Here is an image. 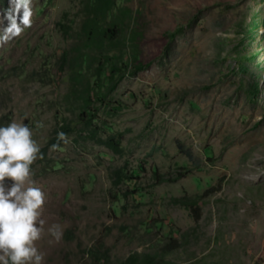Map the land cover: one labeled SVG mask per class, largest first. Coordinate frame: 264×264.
Here are the masks:
<instances>
[{"label":"rangeland","instance_id":"1","mask_svg":"<svg viewBox=\"0 0 264 264\" xmlns=\"http://www.w3.org/2000/svg\"><path fill=\"white\" fill-rule=\"evenodd\" d=\"M108 1L94 15L90 0H32L31 26L12 35L14 5L0 0V115L40 145L42 264H90L97 244L100 264L131 251L161 264H264V0ZM109 27L110 45L87 43L89 29ZM79 114L89 121L53 149ZM181 195L195 208L171 201Z\"/></svg>","mask_w":264,"mask_h":264},{"label":"clouds","instance_id":"2","mask_svg":"<svg viewBox=\"0 0 264 264\" xmlns=\"http://www.w3.org/2000/svg\"><path fill=\"white\" fill-rule=\"evenodd\" d=\"M12 3L14 8L7 14L10 23L6 31L19 35L21 26H31L32 0H12ZM65 138V133L57 134L58 141ZM56 147L52 145L53 149ZM40 151L28 125L12 121L0 126V264L43 262L44 254L36 242L45 234V221L41 218L45 192L33 179L32 172ZM6 179L12 181L10 187L6 186ZM47 232L58 241L63 227L54 223Z\"/></svg>","mask_w":264,"mask_h":264},{"label":"trees","instance_id":"3","mask_svg":"<svg viewBox=\"0 0 264 264\" xmlns=\"http://www.w3.org/2000/svg\"><path fill=\"white\" fill-rule=\"evenodd\" d=\"M90 1L92 2L90 4H92L91 7H93L94 15L98 13H103L106 10V7L109 3L108 0H104V2L102 0H90ZM92 20H94L95 22L96 20L95 17H92ZM118 32L119 31L115 32V30L110 27L105 28V29L93 28V29H89L86 32L85 39L87 43H89L90 45L101 47L106 44L110 45L112 42H114L115 34L117 37ZM146 66H147V63L138 64L135 71L144 69ZM5 121L6 120L4 116L0 115V126H4V125L6 126L7 123H4ZM88 121L89 120L86 117H84L82 114H79L74 120L64 121V123H62L60 126V132L67 133L68 131L73 130L76 124L82 123L83 125H85ZM49 141L51 142L52 145L54 144L58 145L57 134L54 135L52 138H50ZM102 143H104L106 146L112 149V151L114 152L118 151V146H117V143L114 141V139L108 138L106 140H102ZM176 148L182 154H184V156L189 162L190 167H196L199 165L200 159L198 157L193 156L191 151L185 148V146H183L179 141L176 142ZM187 171L188 169L184 167L180 169L179 171H177L174 177H165L161 173L154 170L152 172V178L154 179L155 183H159L162 181H172L178 177L183 176ZM114 174L116 177H118L117 171ZM171 201L175 204L191 209L192 207L195 208L196 203L198 202V199L196 197L194 198V197H189L186 195H181V196L172 197ZM85 253L92 260L90 264H100L106 260V249H102V246L99 244H97L96 247L94 245V247L88 248ZM153 257L154 256H152L151 258L150 255L145 254L143 252L140 253L139 255L137 254L136 251H131V252H128V254H126L125 257L118 262V264H161V262L155 263Z\"/></svg>","mask_w":264,"mask_h":264}]
</instances>
